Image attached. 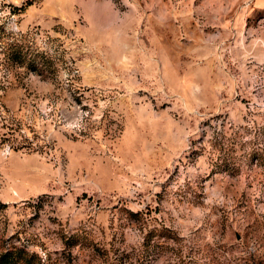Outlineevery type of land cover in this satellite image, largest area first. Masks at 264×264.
<instances>
[{"label": "rangeland", "instance_id": "obj_1", "mask_svg": "<svg viewBox=\"0 0 264 264\" xmlns=\"http://www.w3.org/2000/svg\"><path fill=\"white\" fill-rule=\"evenodd\" d=\"M3 29L50 68L0 53V264H264V9L0 0Z\"/></svg>", "mask_w": 264, "mask_h": 264}, {"label": "trees", "instance_id": "obj_2", "mask_svg": "<svg viewBox=\"0 0 264 264\" xmlns=\"http://www.w3.org/2000/svg\"><path fill=\"white\" fill-rule=\"evenodd\" d=\"M30 5V2L26 1L19 10L23 11ZM2 33L4 37H0V53L7 64L11 67L22 68L28 73L45 79L50 68L47 58L24 48L20 41L16 40L12 34L6 33L4 29Z\"/></svg>", "mask_w": 264, "mask_h": 264}, {"label": "crops", "instance_id": "obj_3", "mask_svg": "<svg viewBox=\"0 0 264 264\" xmlns=\"http://www.w3.org/2000/svg\"><path fill=\"white\" fill-rule=\"evenodd\" d=\"M255 9H264V0H253Z\"/></svg>", "mask_w": 264, "mask_h": 264}]
</instances>
